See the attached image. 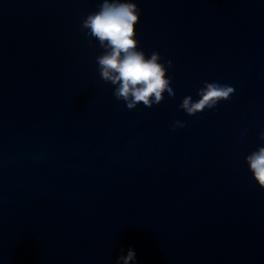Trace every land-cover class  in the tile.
I'll use <instances>...</instances> for the list:
<instances>
[{
  "label": "clouds",
  "instance_id": "clouds-1",
  "mask_svg": "<svg viewBox=\"0 0 264 264\" xmlns=\"http://www.w3.org/2000/svg\"><path fill=\"white\" fill-rule=\"evenodd\" d=\"M140 20V9L132 0H102L98 10L83 19L81 28L85 35L99 42L105 51L96 58L98 71L103 81L114 86L113 95L124 101L129 110L139 104L147 108L159 105L164 94L174 98L176 93L171 86L167 67L161 63L159 52H152L150 57L139 49L136 39V25ZM91 42V41H90ZM231 86L216 82H204L197 92L198 100L191 95L183 98L179 105L188 116H195L204 110H211L221 101H227L234 94ZM183 121H175L173 127H185ZM264 141V131L259 135ZM245 163L256 184L264 189V146L258 147L245 157ZM136 252L129 249L127 255H121L116 264H131Z\"/></svg>",
  "mask_w": 264,
  "mask_h": 264
}]
</instances>
